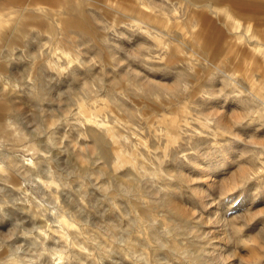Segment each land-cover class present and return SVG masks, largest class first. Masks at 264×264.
Segmentation results:
<instances>
[{
  "label": "rangeland",
  "instance_id": "374dc122",
  "mask_svg": "<svg viewBox=\"0 0 264 264\" xmlns=\"http://www.w3.org/2000/svg\"><path fill=\"white\" fill-rule=\"evenodd\" d=\"M65 1L0 0V264H264V0Z\"/></svg>",
  "mask_w": 264,
  "mask_h": 264
},
{
  "label": "crops",
  "instance_id": "0c3cea01",
  "mask_svg": "<svg viewBox=\"0 0 264 264\" xmlns=\"http://www.w3.org/2000/svg\"><path fill=\"white\" fill-rule=\"evenodd\" d=\"M195 1L200 2V3L204 2V4H209L211 3L212 0H189V3H193ZM198 5L199 4H197L196 6ZM76 8H77L76 5L72 1L68 0V1L63 2V4L59 5L57 7V11H59L61 14L63 13V11L75 10ZM13 16H16V18H18V16L20 15L18 14L15 15L11 10L7 11V8L5 6L0 5V36L1 37L2 35H7L13 32L20 31L19 29H15L17 21L12 18ZM7 24L10 27H7ZM254 48L259 51H264V47L259 44L254 46Z\"/></svg>",
  "mask_w": 264,
  "mask_h": 264
},
{
  "label": "bare ground",
  "instance_id": "6f19581e",
  "mask_svg": "<svg viewBox=\"0 0 264 264\" xmlns=\"http://www.w3.org/2000/svg\"><path fill=\"white\" fill-rule=\"evenodd\" d=\"M262 111H264V108L262 109ZM62 221H63L64 224H67V225L69 224L66 220H62ZM54 259H55L56 262H58L59 260H61V256L55 254Z\"/></svg>",
  "mask_w": 264,
  "mask_h": 264
}]
</instances>
